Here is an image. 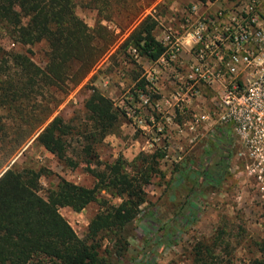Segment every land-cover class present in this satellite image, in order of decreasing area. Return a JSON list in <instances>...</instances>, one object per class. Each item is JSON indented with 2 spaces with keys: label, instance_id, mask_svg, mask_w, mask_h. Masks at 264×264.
Segmentation results:
<instances>
[{
  "label": "trees",
  "instance_id": "16d2710c",
  "mask_svg": "<svg viewBox=\"0 0 264 264\" xmlns=\"http://www.w3.org/2000/svg\"><path fill=\"white\" fill-rule=\"evenodd\" d=\"M121 1L126 2L87 0L86 4L101 11L107 8L103 19L110 20L112 2ZM75 5L76 0H0V36L9 38L14 46L6 49L0 43V264H127L125 231L137 218L150 239L156 236L159 242L168 243L179 235L178 228L190 222L198 207L193 200L186 199L167 224L160 221V205L148 200L145 187L157 172L161 152L141 155L137 158L141 163L133 165L131 171L126 170L122 157L105 164L104 169L93 167L98 163L97 144L116 131L121 112L98 89L93 88L84 102L90 123L79 127L60 114L54 115L69 89L95 68L116 41L113 31L102 23L90 27L75 12ZM156 26L152 15L145 16L120 47H136L140 55L156 60L165 51L156 38ZM39 43L46 46L42 64L33 60L30 49L24 50ZM135 80L134 86H143V79ZM75 134L83 137L81 160L97 180L91 187L61 178L56 187L43 195L44 169L20 167L16 161L10 164L31 139L59 159H65ZM211 139L215 158L205 156L198 167L188 163L177 165L176 181L174 178L165 189L170 201L175 200V189L182 182L195 180L190 191L196 192V181L214 186L225 177L232 140L224 129H219ZM103 189L111 190L121 201H101V209L91 217L86 236L81 238L60 208L81 211L99 201L98 194ZM166 225L169 229L163 234ZM104 233L114 242L102 255L99 246ZM216 244L197 242L191 264H217L213 260ZM139 258L134 257L131 264H156L152 252L145 259ZM251 264H264V256L254 258Z\"/></svg>",
  "mask_w": 264,
  "mask_h": 264
},
{
  "label": "rangeland",
  "instance_id": "374dc122",
  "mask_svg": "<svg viewBox=\"0 0 264 264\" xmlns=\"http://www.w3.org/2000/svg\"><path fill=\"white\" fill-rule=\"evenodd\" d=\"M111 4V19L103 16L106 9L99 10L87 5V0H76L75 12L90 26L102 23L115 35V43L109 52L103 56L95 68L78 84L72 86L63 102L58 106L54 115L60 114L73 125L79 127L90 123L84 109L85 99L93 88L110 97L120 112V124L114 133H110L97 144L95 152L98 163L93 167L104 169L105 164H112L119 157L126 161V170L131 171L133 165H139L141 159L155 152H161L156 164L157 172L145 187L149 201L159 203V219L167 224L175 211L186 200L191 199L197 204L193 210L190 222L179 229V235L168 241L147 236L141 221L137 218L130 224L125 236L127 264H131L134 257L145 259L147 253L155 254L156 264H191L194 255L193 247L197 242H204L213 246L215 252L213 260L217 264H251L254 258L264 256V124L258 128L256 134L242 136L236 133L230 124H225L213 114L211 104L218 85H200L201 95L192 100V104L184 106L181 113L176 105L170 102L172 109L163 115H169V123L158 115L154 107L156 97L153 96L152 106L147 107L148 115L162 120L152 123L149 128L142 129L122 111L120 104L138 91L140 86H134L136 80L143 79V65L148 60L136 62L129 55L128 48H121L128 33L147 15L160 17L166 22L178 19L180 12L194 0H125ZM127 3L126 7L125 4ZM217 3L213 5L216 6ZM103 8V5H100ZM99 6V7H100ZM264 11V0L262 4ZM155 35L158 30L155 29ZM0 43L6 49L13 46L6 36H0ZM16 48V47H15ZM33 60L42 64L45 60L46 46L44 43L29 45ZM109 81L106 84V81ZM163 95L168 98L172 92L166 82H163ZM171 91V92H170ZM136 104L138 101L135 100ZM123 105V104H122ZM166 111V110H164ZM207 112L209 118L198 123L194 129L190 128L192 113ZM53 115V116H54ZM150 123V122H149ZM151 125V124H149ZM161 127V132L158 127ZM219 129L226 130L232 140V155L226 164V175L214 186H206L196 181L199 189L191 192L192 181L180 183L175 189V200L167 198L165 189L176 177L177 165L188 163L192 167L202 165L205 156L215 158V147L211 139L218 134ZM154 132L160 139L155 140ZM84 140L81 134H75L65 151V159H59L55 154L47 151L31 139L23 149L15 155L18 166H33L44 169L41 176V193L45 195L48 189L56 187L61 178L88 187L96 184V178L87 171V164L83 162ZM69 161H77L73 166ZM175 172V173H174ZM176 181V178L175 180ZM99 201L92 202L81 211H74L70 207H61L60 212L69 221L79 237L85 238L87 225L91 217L101 209V201L118 204L121 198L111 190L103 189L98 194ZM163 234L168 232L169 226H163ZM144 229V228H143ZM99 252L104 255L114 241L110 235L101 234ZM141 254V255H140ZM134 263V262H133ZM132 263V264H133Z\"/></svg>",
  "mask_w": 264,
  "mask_h": 264
},
{
  "label": "built area",
  "instance_id": "2783aa9c",
  "mask_svg": "<svg viewBox=\"0 0 264 264\" xmlns=\"http://www.w3.org/2000/svg\"><path fill=\"white\" fill-rule=\"evenodd\" d=\"M262 4L263 0H194L174 21L153 16L157 21L156 38L165 51L156 60H150L140 55L136 47L128 48L134 61L144 58L148 62L142 67L143 86L129 97L130 101L125 99L120 104L125 115L151 132L152 123L162 125V120L148 115L153 96L160 95V100H164L165 104L156 97L154 107L169 123L170 116L163 114L167 108L172 109L170 102H179L176 106L182 113L185 105L201 95V83L218 85L211 104L213 114L239 135L256 134L264 124ZM163 82L172 88L168 98L162 93ZM208 118L207 112L192 113L190 128ZM153 134L155 140L160 139L158 133Z\"/></svg>",
  "mask_w": 264,
  "mask_h": 264
},
{
  "label": "water",
  "instance_id": "95a60500",
  "mask_svg": "<svg viewBox=\"0 0 264 264\" xmlns=\"http://www.w3.org/2000/svg\"><path fill=\"white\" fill-rule=\"evenodd\" d=\"M14 161H15V158H13V160L11 161L10 164H12ZM8 167H9V166H7L6 168H8ZM0 175H1V173H0Z\"/></svg>",
  "mask_w": 264,
  "mask_h": 264
},
{
  "label": "crops",
  "instance_id": "0c3cea01",
  "mask_svg": "<svg viewBox=\"0 0 264 264\" xmlns=\"http://www.w3.org/2000/svg\"><path fill=\"white\" fill-rule=\"evenodd\" d=\"M187 40V39H186Z\"/></svg>",
  "mask_w": 264,
  "mask_h": 264
}]
</instances>
